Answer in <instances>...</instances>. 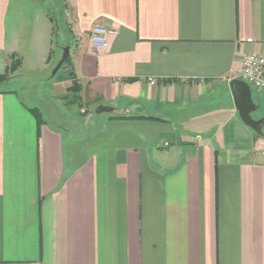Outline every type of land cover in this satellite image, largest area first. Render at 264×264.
Here are the masks:
<instances>
[{
    "label": "crops",
    "instance_id": "crops-1",
    "mask_svg": "<svg viewBox=\"0 0 264 264\" xmlns=\"http://www.w3.org/2000/svg\"><path fill=\"white\" fill-rule=\"evenodd\" d=\"M250 52L264 0H0V264H264V121L231 89Z\"/></svg>",
    "mask_w": 264,
    "mask_h": 264
},
{
    "label": "water",
    "instance_id": "water-1",
    "mask_svg": "<svg viewBox=\"0 0 264 264\" xmlns=\"http://www.w3.org/2000/svg\"><path fill=\"white\" fill-rule=\"evenodd\" d=\"M70 49L69 47H66L64 49L62 58L56 65V67L53 70V74H56L57 71L62 67V65L65 63V61L69 58ZM231 89L233 93V97L235 100V104L237 109L239 110L240 116L242 117L243 121L249 125L250 127L256 129L258 132L261 133V125L263 124L264 120H256L253 117V112L257 110V106L255 105L252 94H251V86L245 82L243 79H235L231 82ZM114 106L100 104L95 109V114H101V113H112L114 112ZM93 113H90L87 116V122L90 119V117L93 115Z\"/></svg>",
    "mask_w": 264,
    "mask_h": 264
},
{
    "label": "built area",
    "instance_id": "built-area-1",
    "mask_svg": "<svg viewBox=\"0 0 264 264\" xmlns=\"http://www.w3.org/2000/svg\"><path fill=\"white\" fill-rule=\"evenodd\" d=\"M117 31L98 24L91 31V44L95 51L110 46V35ZM242 79L250 86L264 91V54L250 52L243 58L241 68Z\"/></svg>",
    "mask_w": 264,
    "mask_h": 264
},
{
    "label": "rangeland",
    "instance_id": "rangeland-1",
    "mask_svg": "<svg viewBox=\"0 0 264 264\" xmlns=\"http://www.w3.org/2000/svg\"><path fill=\"white\" fill-rule=\"evenodd\" d=\"M45 2L46 5H49L51 7H53L54 5L58 4L60 0H42ZM25 81V82H24ZM24 81H20L18 83L15 84V86L19 89L22 88V86L24 87L25 86V89H27L25 92H23L25 94L24 98L25 100H27V103L29 104H33L32 100L30 99V97L28 95H37V91L39 88H41L42 86L39 85L40 83V79H38L37 77L35 78H28V79H25ZM45 82V81H44ZM35 103V102H34ZM36 104V103H35ZM52 107V106H51ZM55 108V107H53ZM96 117V116H95ZM50 122L55 124V125H60L62 126L64 129H69V130H73V127H74V120H65V122L63 120H56L52 117H50ZM85 122V123H84ZM81 123H82V134H88L90 131H91V126H89L88 128L85 127V124H86V121H84V119L81 120Z\"/></svg>",
    "mask_w": 264,
    "mask_h": 264
},
{
    "label": "trees",
    "instance_id": "trees-1",
    "mask_svg": "<svg viewBox=\"0 0 264 264\" xmlns=\"http://www.w3.org/2000/svg\"><path fill=\"white\" fill-rule=\"evenodd\" d=\"M69 60H70V57L65 61V63H66V62H69ZM6 79H7V77H6L5 75L0 76V82L4 81V80H6ZM74 90H76V91H80V86H78L76 82H74ZM32 111L36 114V116H37L38 118L41 117V115H40V110H39L37 107L34 108V109H32Z\"/></svg>",
    "mask_w": 264,
    "mask_h": 264
}]
</instances>
